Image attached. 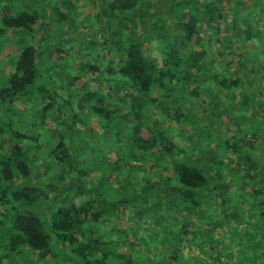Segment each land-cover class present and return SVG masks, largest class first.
<instances>
[{"label": "trees", "instance_id": "trees-1", "mask_svg": "<svg viewBox=\"0 0 264 264\" xmlns=\"http://www.w3.org/2000/svg\"><path fill=\"white\" fill-rule=\"evenodd\" d=\"M252 13L264 27V0H0V38L11 34L18 49L0 86L6 119L0 124V264H171L178 254L170 247L162 256H140L124 234L117 237L127 227L118 221L122 214L147 210L157 219L151 213L161 195L172 197L174 209L196 214L213 253L220 249L215 235L231 237L227 230L238 223L240 234L227 243L247 250L250 242L264 245V144L257 148L258 138L264 141V33L256 34ZM167 14L171 24L162 17ZM81 15L89 23H79ZM54 25L65 27L62 39H54ZM155 43L157 55L150 50ZM18 101L25 106L19 120L7 116L16 114ZM234 105L249 111L232 113ZM217 115L224 116L225 132L222 126L212 131ZM35 116L51 123L52 140L28 134ZM92 117L101 129L88 132L100 146L96 154L107 151L101 165L84 164L78 152L90 144L80 146L74 137ZM189 126L193 131H185ZM44 146L50 162L37 159ZM178 154L185 157L176 162L171 155ZM105 163L115 172L152 168L161 178H148L141 188L136 176L132 188L142 194L111 201L96 174L86 180ZM153 181L162 184L149 188ZM206 199L212 211L203 219ZM179 225L175 244L188 233L186 223ZM210 257L207 264H228L220 251Z\"/></svg>", "mask_w": 264, "mask_h": 264}, {"label": "rangeland", "instance_id": "rangeland-1", "mask_svg": "<svg viewBox=\"0 0 264 264\" xmlns=\"http://www.w3.org/2000/svg\"><path fill=\"white\" fill-rule=\"evenodd\" d=\"M229 8V7H228ZM148 9V8H147ZM178 9V8H177ZM176 9V10H177ZM232 10V9H229ZM229 10H228V20L229 23L231 20V14H229ZM122 14L128 15L126 12L127 11H120ZM176 12V11H175ZM178 12V10H177ZM159 13V12H158ZM231 13V12H230ZM163 19L166 20V22H168L169 24H171V15L167 14V15H163L162 16ZM251 18L253 20L254 26L256 27V34H259L260 36L264 33V27L261 25V22L263 20L261 15L258 14H254L252 13ZM78 22L79 23H83L85 24L86 22L89 23V19H85V17L83 15L80 16V18H78ZM153 19H156V17H154ZM82 24V25H83ZM90 25V24H89ZM83 28L86 29V27L83 25ZM65 27H62L60 25H54L52 28V33L54 36V39H62L60 34H63ZM144 33H142L143 35ZM98 35V34H97ZM11 34L2 36L0 38V86H2L5 82V78L7 77V74L10 73L9 69L11 70V62L14 60V56L15 51L18 50L17 49V44L16 42H14V39H11ZM98 37V36H97ZM253 38H256L257 36L255 35V33L251 36ZM100 38V37H99ZM130 38V36H129ZM262 41V40H261ZM65 42V41H64ZM263 42V41H262ZM52 44H55L54 42H52ZM68 44V43H66ZM69 45V44H68ZM262 47V50H264V42L259 44ZM74 46H70V50H75ZM69 48V47H68ZM76 48V47H75ZM160 49V46L157 43V47H156V43L155 44H150V50L153 52V54L157 55L158 49ZM77 53V52H75ZM102 54L104 52H101ZM67 61L69 60V62H71L74 59L71 58H65ZM224 61V60H223ZM61 62V61H60ZM225 62V61H224ZM231 72L233 73H238V68H233L231 70ZM89 76V75H88ZM177 89V88H176ZM64 91V90H63ZM261 91L264 92V88L261 89ZM243 102L245 104H247V102L245 100H243ZM24 103V102H23ZM21 102H15L13 104V108L16 110V114L14 115L12 113V111L8 112V115H10V117H14V119H18L21 116V114H24L25 111V106L24 104ZM31 102L26 103V106H30ZM81 108V105H78V109ZM5 109L3 110L2 108H0V124L4 121H6V119L1 117H4V112ZM249 111V108L247 107H242L240 105H234V107L232 108L231 112L232 113H238L240 112L242 115L247 114V112ZM261 111V110H260ZM86 112V111H85ZM84 111H81L79 113V116L82 117L83 114H85ZM36 112H34L35 115ZM65 114L68 116L69 120L71 119L70 115H69V111H63V116H65ZM156 115V113L154 114ZM37 116V115H36ZM36 116L33 118L32 120V124L29 125V128L31 131L27 130V127L25 125H19L18 123L15 124V127L20 130V131H28V134H33V135H37L38 141L45 142V140L50 139L52 140V135L54 132L51 131L50 126L51 123L50 122H46L44 124H40L39 121L37 122L36 120ZM84 117H87L86 114L84 115ZM212 118V117H210ZM224 116L222 115H217L216 117H213V126H212V131L214 132L215 129L219 128L220 126H222V131L225 132L228 128V126L226 124L223 123ZM28 121V120H26ZM84 121L82 124H78L77 127H80L82 129L81 132V136H74L77 138V140L81 143L80 146H82V143L84 142L85 145L86 144H90L93 145L92 147L89 145H87V147L82 148L81 151L79 150V155L83 156V158H85L87 161H84V164H90V163H96L99 160L102 159V155H106L107 151L104 150V153H98L96 154V151L98 150V146L96 143V139H94L93 137H91L88 132H91L92 134H97L98 132L101 131L99 125H94V123L96 124L97 121V117H92L90 118H84ZM19 123H23V122H19ZM247 125V124H246ZM246 125H244L243 127H245ZM14 127V128H15ZM91 127V128H90ZM190 128L187 127L186 130L188 131H193V128L191 126H189ZM65 128V127H64ZM233 124L230 126V129H233ZM87 130V132L85 133L84 131ZM168 130H170L168 128ZM67 131V130H66ZM213 132H211L210 135H213ZM146 136L148 135L145 131ZM99 136H97L98 138ZM30 142V140H28ZM93 143H92V142ZM193 142H195L193 140ZM182 145L184 146V148L188 151H190L192 149V144L191 142H186V141H182L181 142ZM264 144V141L262 139L258 138V145L257 148L261 145ZM42 150H37L32 148L31 153L34 155H37L36 150L38 152H40L42 155V158L40 159V155L37 157V159H39L40 161H45L48 159V147H42ZM106 148V147H104ZM220 149H222V152L225 151L224 146L220 147ZM259 151V150H257ZM111 152V151H110ZM77 153V154H78ZM115 155L116 154H112ZM176 162L181 161L185 155H181L178 154L177 157L176 155H171ZM117 157V156H116ZM94 159V161L92 160ZM92 160V161H90ZM39 161V162H40ZM52 160L48 159V162H50ZM100 165L101 163L98 162ZM41 164V163H40ZM106 164V163H105ZM97 165L96 166V170H94L93 172H91L87 177L86 180L91 182L92 179L94 178V174L96 179H97V183H100L102 186H106L108 187L107 191H100L102 193V195L106 198H108V200L114 199L116 201H120L123 198H127L129 195L133 196V197H137L138 195H141L142 192L139 189H133L132 187L135 188V177L138 176L139 178V184L138 186H140L141 188H143L146 183L145 181L149 178H157V180L159 178H161L160 174H155L152 170V168H150L149 172L147 174H141V172L139 171V174H135V171H127L126 168H119L117 169L118 171H114L113 168L111 167V165H104V166H100ZM226 165V164H225ZM227 166V165H226ZM241 166H234V168L232 169L233 171H236L239 169V171H241L240 169ZM169 170L166 172L167 174L172 173L173 168L169 167ZM42 178L44 179V181H48L47 177L45 175H42ZM46 179V180H45ZM160 182H164V179H161ZM158 182H149V188L154 189V187L162 184ZM46 184V183H45ZM238 184L243 186L244 185V180L241 179L238 181ZM112 185V186H110ZM45 185H42V187L44 188ZM61 186V184H60ZM164 187V184H163ZM42 188V189H43ZM248 187L245 188V191H247ZM139 190V191H138ZM166 190V189H165ZM46 191V190H44ZM167 193V192H166ZM248 194V193H247ZM87 197V196H86ZM85 197V198H86ZM84 200V198H82ZM160 199V205H155L153 208L155 209V213H151L152 215H156L157 219L154 218L152 219L149 211H144L141 214H135V215H129V214H122L118 221H122L125 225H127V227H122L121 229H123V232H118L117 233V237H120L121 235L124 234V237L127 238V244H128V248H131V250H134L135 252H138V254L140 256H148V255H152L155 254L157 256H162L165 255V253L167 252L166 249L168 247H170V249L175 250V253L178 254V258L177 261L175 260H171L172 263L171 264H207L209 261H211V257L213 256L216 257L217 252H221V256L223 257V262L227 261L226 263L228 264H264V245L261 246H256L254 244H252V242H250L249 244V250L241 248L239 246H236L235 243H227V242H232L235 241L237 239V236L240 234L239 231L242 228V223H238L235 224L233 226H231L227 231L232 233V236L227 238V239H218L216 238L217 235H215V237L213 238V240L215 242H218L219 244V251L215 250V252L213 253L205 243L207 239L210 240V236L208 235V231H204L201 230L200 226L198 224V217L196 216V214H189L188 212L186 213V211L181 210V209H174L173 205H174V201L172 199V197H170L169 195H161L159 196ZM153 201V200H152ZM132 203V202H131ZM130 203V204H131ZM159 203V202H158ZM212 204V202H210V200L206 199L203 207L199 210L201 212H205L206 215L203 217V219H205L209 214L210 210L208 207ZM174 214H177L176 218H174ZM181 214V215H180ZM182 215L184 217H182ZM179 221L180 224H184L186 223L188 225V233L184 234L181 232V237L178 239V244H175L176 242L172 241L173 240V236H176L177 233H179L180 231H182V229L184 227L176 226L175 227V223ZM109 225V224H108ZM231 229V230H230ZM104 232L105 234L108 236L109 234V229L108 227L104 228ZM248 235H252V232H248ZM254 234V233H253ZM111 236L113 235L110 234ZM258 236H260V234L258 233ZM254 238V237H253ZM239 239V238H238ZM257 241V239H255ZM247 240H244V242ZM260 241H264V240H260ZM236 243H238V241H236ZM131 245V246H130ZM226 247L229 248V251L226 249ZM169 250V249H167ZM166 251V252H165ZM62 258H66L68 259L66 256H62ZM216 263H218V260L215 258L214 259Z\"/></svg>", "mask_w": 264, "mask_h": 264}]
</instances>
